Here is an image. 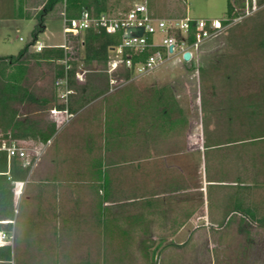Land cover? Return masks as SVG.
<instances>
[{
  "label": "rangeland",
  "instance_id": "374dc122",
  "mask_svg": "<svg viewBox=\"0 0 264 264\" xmlns=\"http://www.w3.org/2000/svg\"><path fill=\"white\" fill-rule=\"evenodd\" d=\"M45 1L0 0V16L34 18L10 27L8 53L33 41ZM244 1L197 59L131 80L120 70L114 90L107 63L89 64L82 36L65 37L64 2L46 13L36 42L70 45L77 89L62 97L49 63L27 57L31 92L52 90L57 105L19 109L57 131L46 146L17 142L32 165L15 223L0 224L15 230L12 264H264V0ZM140 2L162 17L209 19L227 18L229 4L107 0V10ZM141 142L151 160L139 161Z\"/></svg>",
  "mask_w": 264,
  "mask_h": 264
},
{
  "label": "trees",
  "instance_id": "16d2710c",
  "mask_svg": "<svg viewBox=\"0 0 264 264\" xmlns=\"http://www.w3.org/2000/svg\"><path fill=\"white\" fill-rule=\"evenodd\" d=\"M64 0H46L37 14V23L33 32V41L20 50L17 55L0 56V145L17 143L20 139H33L47 143L57 131L55 122L48 123L42 128L40 121L27 113H21L20 105L36 101L40 106L56 107L57 93L35 96L30 90V81L27 76L30 69L29 59L45 60L49 63V70L54 74V80L64 77L69 78V85L75 91L77 82L72 70L66 68L63 61L67 57L62 46H46L42 51H30V46L36 43L38 36L45 30L46 13ZM228 15L230 19L238 16V9L245 6L244 0H228ZM66 13L69 17L79 16L83 11L91 15H99L107 10V0H66ZM130 9V8H129ZM123 10L122 13L127 12ZM111 12V11H109ZM122 37L120 33H109L105 30L89 28L82 35L84 59L89 64L93 61L107 62L109 48L118 44ZM31 57V58H27ZM53 77V76H52ZM76 83V84H75ZM84 88V84H81ZM51 105V106H50ZM41 109V108H38ZM207 137L206 141H210ZM31 166H24L20 158L14 156L10 160L5 149H0V220L15 218L16 209L14 202V181H25L30 173ZM240 205L238 204L237 207ZM255 217L254 211L247 208ZM264 222V218L261 219ZM12 224H4L11 226ZM8 229V228H7ZM14 259L11 245L0 246V263L12 264Z\"/></svg>",
  "mask_w": 264,
  "mask_h": 264
},
{
  "label": "built area",
  "instance_id": "2783aa9c",
  "mask_svg": "<svg viewBox=\"0 0 264 264\" xmlns=\"http://www.w3.org/2000/svg\"><path fill=\"white\" fill-rule=\"evenodd\" d=\"M65 2L66 0L64 4ZM229 20H231L229 17L223 19L191 16L162 17L154 14L147 2L136 3L127 12L120 14L103 12L99 15H91L88 11H83L79 16L69 17L65 5L62 13L63 32L66 38L82 36L89 28L121 34V41L109 48L110 54L106 62L111 90L116 88L118 78L115 74L120 70L126 72L128 80H131L165 67L174 58L185 63L192 62L198 58L201 45L223 32L226 27L225 23ZM130 27H142L143 34L125 36L124 30ZM60 46L66 50L68 57L70 45L65 41ZM35 47L36 51H42L46 46L42 42H36ZM186 51L191 53L189 60L184 58ZM67 57L62 63L68 69ZM78 79L83 80L81 73L78 74ZM56 83L64 88L62 97L73 93L74 90L69 85L67 74L58 79ZM56 111L55 109L54 112ZM69 116L73 114L69 113ZM0 149L7 151L9 160L16 156L22 160L24 166L32 165V161L28 159L29 154L23 146L17 143L7 145L2 142ZM39 154V151L35 152V155ZM13 184L14 198L20 199L25 183L14 181ZM14 223V219L0 220V224ZM14 231L10 228H0V246H12L15 238Z\"/></svg>",
  "mask_w": 264,
  "mask_h": 264
},
{
  "label": "crops",
  "instance_id": "0c3cea01",
  "mask_svg": "<svg viewBox=\"0 0 264 264\" xmlns=\"http://www.w3.org/2000/svg\"><path fill=\"white\" fill-rule=\"evenodd\" d=\"M1 9V8H0ZM6 13H8V12H6ZM25 17H27V18H32V20L34 19L33 17H31L30 15H22L21 13H17V11L15 12V13H12V12H9L8 14H6V15H3V16H0V56H9V55H16V54H13V53H8L7 52V46H8V43H7V40H8V35H9V30H10V27L11 26H13L14 28H15V30L16 31H18L19 29H20V27H19V23H18V21L19 20H23ZM45 25H46V27H45V30L43 31V33H46V31H47V24H46V21H45ZM19 38H21V37H19ZM63 44V43H62ZM60 44H57V43H48L46 46H59ZM60 63L62 62V61H59ZM87 79V78H86ZM86 79H85V81H86ZM86 83V82H85ZM25 104V103H24ZM229 105H230V103H229ZM73 110V109H72ZM80 111V109L79 110H77V111H70L71 113H73V114H76L77 112H79ZM156 116L155 117H153L152 118V120H153V122H156ZM229 123H230V121H229ZM209 138V137H208ZM25 140H33V139H20V140H18L17 142H19V141H25ZM52 140V138L47 142V143H45V145L44 146H46L50 141ZM210 140V139H209ZM18 144V143H17ZM144 144V142H141V144L139 145V155H141V156H139V157H142V159L141 160H139L140 162H142V160L143 161H146L147 159L148 160H151L152 159V157H151V153H150V150H149V148H146V145L144 146L143 145ZM219 143L217 142V144L216 145H218ZM148 146H149V144H148ZM147 146V147H148ZM204 146L207 148V147H213L214 145L212 144V142H211V140L210 141H206L205 140V143H204ZM219 146V145H218ZM44 154V153H43ZM49 157V156H48ZM48 157L46 158V160L48 161V160H50V159H48ZM50 158V157H49ZM47 161H44V163L46 164V163H48ZM50 162H52V164L54 163L53 162V160H51ZM50 175V174H49ZM28 182V180L26 179L25 181H24V183H25V187H26V183ZM46 183H50V180H49V177H48V181L46 182ZM24 187V188H25ZM23 194H24V190H23ZM22 194V195H23ZM14 202H15V205H16V203H17V205L18 204H20L21 202H22V196L20 197V199H16V198H14ZM15 220V219H14Z\"/></svg>",
  "mask_w": 264,
  "mask_h": 264
},
{
  "label": "water",
  "instance_id": "95a60500",
  "mask_svg": "<svg viewBox=\"0 0 264 264\" xmlns=\"http://www.w3.org/2000/svg\"><path fill=\"white\" fill-rule=\"evenodd\" d=\"M143 31L144 29L142 27H130L124 30V35L127 37H132L135 35L141 36L143 34ZM184 58L186 60H189L191 58V53L189 51H186L184 53Z\"/></svg>",
  "mask_w": 264,
  "mask_h": 264
}]
</instances>
